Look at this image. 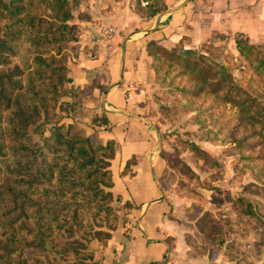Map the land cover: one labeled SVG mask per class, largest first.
<instances>
[{"label":"trees","instance_id":"16d2710c","mask_svg":"<svg viewBox=\"0 0 264 264\" xmlns=\"http://www.w3.org/2000/svg\"><path fill=\"white\" fill-rule=\"evenodd\" d=\"M79 1L0 0V264H27L26 250L56 256L61 259L57 264H97L91 260L90 251L84 252L86 242L103 243L119 220L120 215L108 204L113 199L108 190L112 185V143L101 144L58 123L60 113L74 109L78 93L76 87L64 89L63 83L70 81L65 65L68 54L77 49L70 44L78 32L70 21ZM164 8L163 0H157V5L145 9L137 5L135 11L152 16ZM219 36L224 35L202 44L205 52L183 48L182 40L173 44L150 40L146 50L151 67L158 72L163 59L180 65L183 70L176 75L188 73L199 85L175 87L178 91L196 96L205 86L259 123L257 116L264 113V108L254 105L259 101L254 90L259 84L254 77L264 74V53L257 57L255 45L245 34H233L238 55L248 61L249 75L245 81V71L239 67L241 74L235 78L232 69L238 64L236 56H220L218 48L210 43ZM92 84L106 90L96 78ZM63 96H69L70 101ZM49 120L53 125L46 136L42 135ZM106 123L103 116L93 121ZM260 125L264 132V120ZM29 126L33 132H41V142L31 139ZM190 145L207 156L193 143ZM163 172L157 181L165 188L159 179ZM189 207L184 208L185 214ZM248 208L249 214L250 204ZM199 219L202 227L215 231L206 239L221 250L223 259L244 264L246 253L233 242H224L216 224L201 216ZM172 240L166 239L169 244ZM185 242L189 245L187 233ZM258 245L264 249L262 242ZM67 250L73 253V259L64 255ZM188 254L192 253L188 250Z\"/></svg>","mask_w":264,"mask_h":264},{"label":"crops","instance_id":"0c3cea01","mask_svg":"<svg viewBox=\"0 0 264 264\" xmlns=\"http://www.w3.org/2000/svg\"><path fill=\"white\" fill-rule=\"evenodd\" d=\"M165 8L152 16L132 12L129 0H82L75 15L78 27L74 53L65 65L70 81L65 87L84 89L92 79L106 85L100 93L91 88L81 97L75 113L63 115L60 123L95 138L110 141L112 185L108 188L125 221L118 222L101 243H90L97 264H209L210 260L188 254L183 217L186 198L170 193L157 181L163 169L158 154V134L141 114L139 101L154 77L146 50L150 40L184 48L207 43L218 34H245L250 42L264 38V0H163ZM115 25L111 39L101 30ZM114 27V26H113ZM65 100L70 101L66 96ZM103 116L106 124H93ZM128 203L126 207L122 205ZM167 237L173 240L167 242ZM221 263L219 259L215 260Z\"/></svg>","mask_w":264,"mask_h":264},{"label":"rangeland","instance_id":"374dc122","mask_svg":"<svg viewBox=\"0 0 264 264\" xmlns=\"http://www.w3.org/2000/svg\"><path fill=\"white\" fill-rule=\"evenodd\" d=\"M81 1L72 10L73 18L75 15L80 18L78 14L85 15L80 19L88 18L87 14L78 10ZM137 5L145 9L150 5H157V0H129L132 12L144 17L135 11ZM109 28H115V25L110 24L101 30L105 33ZM111 36L105 34L108 39ZM232 37L219 36L210 43L218 48L220 56H236L238 64L232 69V74L235 78L239 77L241 73L238 69L241 67L240 70L245 71L242 75L246 81L249 76L248 61L238 55ZM253 44L259 57L264 53V38ZM202 46L201 44L193 49L205 52L206 49ZM70 53L74 52L70 51L68 55ZM182 70L180 65L170 64L163 59L162 68L158 72L153 70L154 77L145 88L139 106L141 114L158 134V154L164 169L160 181L170 193L175 192L186 198V207L191 206L186 214L183 207V217L179 218L186 226L188 250L192 253L191 256H204L210 262L219 259L220 264H235L234 261L223 259L221 250L213 248V244L206 239L207 234L210 236L215 231L201 226V216L202 220L207 218L211 225L216 224L217 234L224 242L231 241L241 253H246L244 264H264V249L258 245L260 242L264 245V132L260 129L264 113L258 114V123L248 115H242L234 104L224 102L219 93L213 94L205 86L204 92H198L196 96L178 91L175 87L193 88L199 85L196 80L190 79L188 73L176 75ZM254 79L259 84V87H254L259 100L254 105L264 108V74L257 75ZM92 80L84 89H78L74 109L68 112L78 111V106L82 103L81 97L94 88ZM65 84L66 82L63 83V88L68 89ZM65 97L62 99L65 100ZM60 114L61 118L66 115L63 112ZM100 117L92 116L91 123ZM52 125L53 121H47L42 135L46 136ZM28 131L33 141L41 142V132H33L32 126L28 127ZM72 131L83 135L79 130ZM191 143L207 156L197 152ZM108 204L120 215L118 222L125 221V212L118 211L111 201ZM248 204L252 207L249 214ZM127 205L128 203H124L122 206ZM90 243L91 241L86 242L84 252H91ZM25 254L27 264L61 262L56 256H43L35 250H26ZM64 255L68 259L74 258L70 250L64 251Z\"/></svg>","mask_w":264,"mask_h":264},{"label":"built area","instance_id":"2783aa9c","mask_svg":"<svg viewBox=\"0 0 264 264\" xmlns=\"http://www.w3.org/2000/svg\"><path fill=\"white\" fill-rule=\"evenodd\" d=\"M114 31H115V28H109L106 30L105 34H107V36H111L114 33Z\"/></svg>","mask_w":264,"mask_h":264}]
</instances>
